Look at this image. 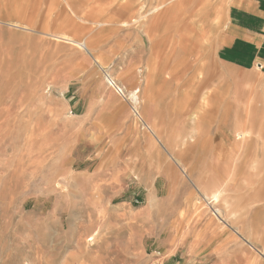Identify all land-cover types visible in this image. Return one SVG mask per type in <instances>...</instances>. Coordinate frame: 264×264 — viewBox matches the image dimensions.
Here are the masks:
<instances>
[{
	"label": "rangeland",
	"instance_id": "rangeland-1",
	"mask_svg": "<svg viewBox=\"0 0 264 264\" xmlns=\"http://www.w3.org/2000/svg\"><path fill=\"white\" fill-rule=\"evenodd\" d=\"M125 1L0 0V264H264V92L241 105L216 61L231 0Z\"/></svg>",
	"mask_w": 264,
	"mask_h": 264
},
{
	"label": "crops",
	"instance_id": "crops-1",
	"mask_svg": "<svg viewBox=\"0 0 264 264\" xmlns=\"http://www.w3.org/2000/svg\"><path fill=\"white\" fill-rule=\"evenodd\" d=\"M219 26L216 61L223 68V74L219 68L217 71L224 88L235 86L236 95L245 97L239 101L241 105L258 106L264 92V0H231L225 23Z\"/></svg>",
	"mask_w": 264,
	"mask_h": 264
},
{
	"label": "bare ground",
	"instance_id": "bare-ground-1",
	"mask_svg": "<svg viewBox=\"0 0 264 264\" xmlns=\"http://www.w3.org/2000/svg\"><path fill=\"white\" fill-rule=\"evenodd\" d=\"M133 1L134 0H126L125 2H124V4H123V7L125 8V7H127V8H129L130 6H131V3H133ZM192 1V0H191ZM165 2V1H164ZM148 4V3H147ZM205 4V3H204ZM199 5V4H198ZM158 6H160V5H158ZM132 8V7H131ZM130 9V8H129ZM202 10V9H201ZM200 10V11H201ZM156 11H158V7H157V9H156ZM202 12V11H201ZM142 13V12H141ZM170 13V12H169ZM198 14H199V12H197ZM173 14V13H172ZM145 15V14H144ZM143 15V16H144ZM197 17V16H196ZM199 17V16H198ZM197 17V18H198ZM148 18V17H147ZM173 18V17H172ZM171 18V19H172ZM201 18V17H200ZM173 24V23H172ZM196 24V23H195ZM194 24V25H195ZM177 25V24H176ZM16 26V25H15ZM186 26V25H185ZM176 27V26H175ZM25 28V27H24ZM184 28V27H183ZM182 28V29H183ZM26 29H29V28H27L26 27ZM181 29V30H182ZM175 31V30H174ZM191 31H192V29H191ZM181 32V31H180ZM174 33V32H173ZM177 33H179V31L177 32ZM54 37H56V39H65V40H68V42L69 41H73L74 43H78V44H80L82 47H83V44L82 43H80V42H77V41H75V40H72V39H69V38H66V37H64V36H59V35H53ZM189 37L187 38V39H190L189 41H190V44L191 45H193L194 43H196L195 41H196V39H195V37H194V35L192 34V33H190L189 35H188ZM184 39H183V37L181 36L180 37V41H183ZM179 41V42H180ZM177 42V41H176ZM85 47H87L86 46V44L84 45ZM88 49V48H87ZM184 50V49H183ZM202 56V55H201ZM195 57V56H194ZM192 58V57H191ZM193 59V58H192ZM107 75V74H106ZM111 82V81H110ZM227 108V107H226ZM253 117V116H252ZM142 118V117H141ZM221 119V118H220ZM241 120H242V117H241ZM244 120H247V119H243V121ZM240 124V123H239ZM247 124V123H246ZM146 125V124H145ZM241 125H243V126H245V124H244V122H242V124ZM243 128V127H242ZM251 129V128H250ZM244 131H246L245 129H244ZM254 131V130H253ZM250 132H251V130H250ZM252 136V135H251ZM245 138V134H243L242 132H240V133H238V139L239 140H243ZM247 152V151H246ZM262 254V253H261Z\"/></svg>",
	"mask_w": 264,
	"mask_h": 264
},
{
	"label": "built area",
	"instance_id": "built-area-1",
	"mask_svg": "<svg viewBox=\"0 0 264 264\" xmlns=\"http://www.w3.org/2000/svg\"><path fill=\"white\" fill-rule=\"evenodd\" d=\"M117 89H118L119 91H121V88H119L118 86H117Z\"/></svg>",
	"mask_w": 264,
	"mask_h": 264
}]
</instances>
